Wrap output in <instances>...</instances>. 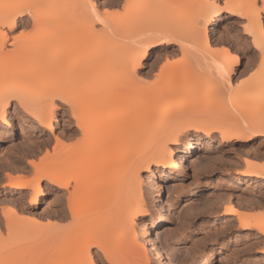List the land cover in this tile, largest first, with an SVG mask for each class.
<instances>
[{
  "label": "bare ground",
  "instance_id": "bare-ground-1",
  "mask_svg": "<svg viewBox=\"0 0 264 264\" xmlns=\"http://www.w3.org/2000/svg\"><path fill=\"white\" fill-rule=\"evenodd\" d=\"M118 1L0 0V128L6 131L11 126L8 106L12 101L37 125L48 127L51 132L58 109L69 114V121L73 119L75 126L56 135L51 147H45L38 161L31 163L37 173L34 181L20 177L8 179L7 183L14 191L21 193L22 189H29L30 206L40 203L44 195L43 180L55 185L58 197L52 212L58 221L52 223L49 218L41 227L38 222L40 219L43 222L42 215L25 209L27 219L32 218V223L23 225L19 217L20 211H24L21 207L16 208L14 201L9 208L0 203V264H93V261L102 259L107 264H172L162 247L160 235L155 232L147 236L149 226L157 230L165 219L163 204L155 212L149 209L147 192L142 188V171L153 166L173 167L170 173L180 175L184 168L175 160L170 144L184 142L191 132L205 134L210 139L218 133L219 144L228 147L243 146L256 139L264 142V32L260 30L259 16L252 15L247 0H122L123 13L106 15L101 12V5L109 6ZM148 10L159 11V14L165 11L169 17L183 21L184 13L187 18L191 15L189 23L192 26L187 36L171 28H159L153 32L146 27L139 28L138 19L144 18L143 14L139 15ZM222 12L228 16L221 20ZM159 14L156 16L160 18L165 15ZM234 16L246 19L244 32L260 52L257 68L254 71L253 66L250 68L255 77L245 79V85L239 82V88L235 83L232 88V76L241 58L227 47L213 46L208 34L209 24H216L217 20L224 24ZM164 21L160 24H165ZM28 25L31 28L25 32L23 27ZM19 28L23 30L19 31ZM16 29L18 32L9 37L8 32L13 33ZM160 46L169 52L178 49L190 58V65L184 64L190 69H182L183 65L174 67L182 72L180 70L175 77H169L168 85L179 82V79L182 82L190 71L193 75L195 71L205 70L203 75H210L215 80L206 79L212 84L217 83L213 87L218 96L215 95L216 99H222L220 96L224 92L236 99L233 94L242 86L246 93L249 90L254 93L248 98L242 96L244 100H250V106L254 104V111L251 108L252 113L241 114L243 117L241 112L233 114L234 111L226 115L221 114L222 105H218L220 108L215 114L216 117L222 116L219 122L210 116L212 112L207 114L202 108V113L198 110L191 112V108L190 112L187 110L189 113L184 111L181 115L180 111L176 115L178 111L173 110L175 113L172 114L165 104L162 106L166 108L165 112L159 110V113L157 99L161 101V97L164 100L176 95L175 88L159 91L155 88L158 86L156 80L162 81V85L166 83V77V80L158 78L167 64L158 66L163 73L155 76V83L150 81L154 84L151 86L145 83L150 72L142 70L152 51ZM102 67H106L103 68L105 73ZM100 68L103 73L96 74ZM249 74L248 79L253 76V73ZM201 75V72L197 74L196 80ZM188 79L194 78L189 76L185 81ZM197 98L195 100H199ZM175 101L178 103L177 99ZM194 101L190 100V103ZM174 102L170 99L167 104H176ZM242 102L244 105H241L246 107L248 102ZM233 103L237 105V100ZM181 105L184 108L183 103ZM170 116L174 118L170 119ZM254 163L240 174L264 181V163ZM262 204L264 199L258 202V206ZM223 212L234 214L239 227L255 231L253 233L262 241L264 217L259 211L253 212L261 214L260 217L227 205ZM143 215L149 216V223L139 225L136 231V222ZM136 234L146 241L147 246L138 240ZM258 252L264 254V239Z\"/></svg>",
  "mask_w": 264,
  "mask_h": 264
},
{
  "label": "rangeland",
  "instance_id": "rangeland-1",
  "mask_svg": "<svg viewBox=\"0 0 264 264\" xmlns=\"http://www.w3.org/2000/svg\"><path fill=\"white\" fill-rule=\"evenodd\" d=\"M96 1H98V3H101L107 0ZM119 1L116 4H112L109 6L101 5V12L105 13V9L107 8L106 15H115L117 13L119 15V13L121 14V11L123 13L122 0ZM162 13H164L165 15L163 16ZM162 13L159 14V11L158 13H156V10H148V12L146 13H144L143 11L142 13H140L141 15H139V17H141L143 14L144 18L141 17L142 19H138L139 21L137 26H140L141 28L146 27L150 29L148 31L152 30V32L153 30L158 31L159 28H171L174 30H178V32L184 35V37L187 36L188 31L192 26V24H190L191 22L189 23V21H192L190 20L191 15H189V17L187 18V13H184V15L182 16L184 18L183 21L181 18L177 20L176 18L173 19V17H169V15L165 13V11H162ZM156 14L162 15V17L160 18V16H158V18ZM227 16L228 14L226 12H222L220 14L221 20L226 18ZM162 18H167V20L165 21L162 20V22L164 21L165 24H160L162 23ZM179 20H182L183 22ZM221 20H217L216 24H209V38L213 46L215 45V47L219 49L227 47L231 53H233L234 55H239L242 62H240L239 66L235 68V74L232 76V88H234L235 86L238 87L239 82H241V85H245V79L246 81H248L252 80L255 77L253 71L257 68L256 66L258 65V56H260V52L255 49L253 43L251 42V38H249L244 32V26L247 25V21H245L246 19H244L243 17L239 18L234 16L229 19L230 21L227 19L229 22L227 21L224 22V24H220L222 23ZM29 22L28 23L31 24V21ZM29 28H31L29 25L26 28L23 27L25 32L26 30L28 32ZM19 29L13 31V33L8 32V36L16 34L18 30H23L22 28ZM8 43L6 44V46L9 48L10 46L8 45ZM174 47L177 48L176 45H174ZM254 60H256V62H254ZM169 62L171 63V65H169ZM182 62L183 64H181ZM165 63L167 64V66L169 65L170 68H168L169 66H166L164 73L160 72L158 66L160 68V64ZM185 63L187 64V66L190 65V58L187 54H184L182 52L180 53L178 49L173 50L172 52L166 51L164 46H160L156 50L152 51L150 57L146 60V67L142 71H149L150 75L148 76L149 78L145 80V83L148 84V86H151L154 85L152 84L153 82L150 83L151 80L154 81V83L157 81L158 83L155 84L156 86H159L160 84L165 88L164 89L163 87L161 88V86H157L158 88L155 87L157 90H169L175 88L176 91V95H171L169 96L170 98L164 97L166 100H163V97H161V101H158L157 99L156 104L160 102L158 111L160 110L162 112L167 108V110L170 109V112H172L173 110L175 112L178 111L176 113L174 112L176 115H179L181 111V115H183L182 113L184 111L188 112L187 110H189L190 112L191 108L193 109H191V112L194 110H198L201 112V110L203 109L202 112L206 111L205 113L207 114L212 112L210 116L212 115L214 117H212L213 120L218 119V122L221 120L219 118L222 116L218 115L216 117L217 114L215 113H218L217 110H219V106L221 105L222 107H224H221V114L226 113V115H230V112L233 113L234 111L233 114H239L241 112L240 115L245 114V116H247L249 112L252 113V111H254V104L250 106V100L247 101L248 99H243L244 97H250L254 93H249V90L248 93L250 95H247V90L241 89L242 86L240 87V89H238L239 91L236 90L233 94L237 96L236 99H234L235 97L228 93L229 91L227 92L228 94H226V92H224V94H221L222 96L218 94L220 97H222L223 100L220 98L216 99L218 98V96L217 93L214 94L213 87L216 86L217 83L215 82L216 85L214 83H211V81L214 82L215 79L211 78L212 76L209 77L210 75L207 77H209L211 81L210 79H206L207 77L203 75V73H205V70L200 71L202 75L198 76L197 80L195 77L200 73L199 71V73L195 71L197 72L196 76L195 72L193 75H190L191 71H187L188 74H185L186 76L183 75L185 77H183L182 82L179 79V82L176 81L178 83L173 82L168 85L169 77L173 78L175 77V75H178L177 73H179L178 71L181 70H179V68H181L182 65L184 66L182 67V69H185ZM245 65L247 66V69L245 68ZM178 66L180 67L177 69L178 71H176L175 69ZM251 67L253 69L252 72V69H250ZM103 68L104 70L106 69V67H102V70ZM149 69H151L152 71H150ZM170 69H172L173 71ZM248 72L250 73L249 75H252L253 73V76H251L252 78L248 79ZM98 73H103H101V68L96 72V74ZM160 73H163L161 77H159L158 75ZM183 73H185V70H183ZM181 74L182 73H180L179 75ZM155 76L159 77L158 79L162 78V80L166 77V83L162 85V81H155ZM189 76H192L194 79L191 80V78L185 81V78H189ZM199 77H202L200 78L201 80H199ZM197 81L199 82V84H197ZM234 83L235 86L233 85ZM195 85H197V87ZM200 90L204 92V94H202ZM206 91L209 94H206ZM216 91L218 92V88ZM233 91L234 90H232L231 92ZM242 91L245 92L246 95L243 94ZM223 95H225L224 98ZM155 96L157 97V95ZM197 96L199 97L197 98ZM238 96L241 97V101ZM193 97H196L199 100H195L196 98L193 99ZM179 98L183 101L180 100V102ZM170 99L171 102H174V100L177 99L178 103H176L175 101L174 103L176 104H167V102L170 103ZM231 99H233V101L237 100V105L234 104ZM190 100L191 102H193L194 100L195 101L194 103H190ZM218 100L221 101L219 102ZM239 101L241 104L243 103L242 101H245L246 104L248 102V104L246 105V107L242 106L244 104H240L239 108ZM200 102H202V104ZM209 102H211L210 105ZM179 103H183L184 108H182V105ZM58 104L60 103L58 102ZM164 105L166 108L162 107ZM178 105L181 106L178 107ZM188 106L189 108H187ZM251 108H253V110ZM8 109L11 111L9 114L11 126H9L6 131L0 128V203L3 206H7L6 208L11 207L10 205L13 206V204H17L16 208L18 209L21 207L20 209H23L24 211H20L21 214H19V217L23 225L24 223H27L26 225L32 223V218L29 217L30 221L27 219L26 210H32L35 211L36 214L39 213L42 215L41 218L43 219V222H41V219L38 222L41 227L42 225L44 226V224H46L47 219L49 218L52 223H56L58 221V218L52 212L55 209L54 203L56 202V197H58L55 185L43 180L44 195L41 196V201L37 206H30L28 203L30 196L29 189H22L20 193L11 189L7 182L9 178L15 179L17 177L24 178L27 181H32L34 175L37 176V173L34 172L35 169L33 168L34 166L31 163H35L38 161V156L41 157V154H43L45 147H51L56 135L59 136L61 131L68 132V128L75 127L74 120L72 119L71 121H69V114H67L65 111L63 112V110L61 109H58L56 113V121L54 123L55 127L51 132L48 127L37 125V123L33 121V118L26 114L21 109V107L17 105L16 102L12 101V104L8 106ZM208 109L210 111H208ZM261 111L262 110H260L259 112L263 114L264 109L262 112ZM174 113L172 112V114ZM242 115L241 117L244 116ZM174 117L170 116L169 118L172 119ZM217 121H215V123ZM214 135V138L210 139L207 138L205 134L191 132L190 134H188L184 142L178 144H170L175 160L178 161L184 168L183 172L180 175L170 173L173 171V167L162 168L161 166H153L148 171H142V188L145 193L147 192L146 196L149 209L150 211L155 212L159 209L160 204H163L162 211L165 219L157 230H155L153 226H149V228H147V236L155 234V232L160 235L162 247L168 255L169 260L172 264H264V254L258 252V249H260V247H263L264 238H262L261 241L260 238H258L257 235L253 233L255 231L239 227L237 217L234 214L228 215L223 212L224 206L230 205L236 207L240 211H243L245 214L249 213L248 215L252 214L253 216L258 215V217H260L259 215L263 214L262 217H264V204L258 206V202L264 199V181L258 178H250L240 174L241 171L250 167L249 165L254 166L253 163L255 161H258L255 163H259V165L264 163V142H260V139H256L243 146L235 144L232 147H228L219 144L218 133H214ZM180 156H182L181 161L179 160ZM250 158L253 160H251ZM6 174L10 175L7 176ZM11 202L13 204H11ZM254 210L255 213L260 212L261 214H255L253 212ZM137 221L136 231L139 230L137 229L139 225L141 226L143 223H149V216L143 215ZM137 238L147 246L146 241L141 240V237H139V235H137ZM258 240L259 242H257ZM253 241L257 244L252 243ZM99 256L101 258L100 254ZM101 261H103V264H107V262H105L103 259Z\"/></svg>",
  "mask_w": 264,
  "mask_h": 264
},
{
  "label": "snow or ice",
  "instance_id": "snow-or-ice-1",
  "mask_svg": "<svg viewBox=\"0 0 264 264\" xmlns=\"http://www.w3.org/2000/svg\"><path fill=\"white\" fill-rule=\"evenodd\" d=\"M248 6L251 9L253 16H259L260 18V30L261 32H264V0H247ZM93 11H96V7L94 6ZM105 12H107V8L105 9ZM238 15L243 16V13H238ZM99 19V16L96 17ZM103 22V21H101ZM245 31L247 32V27L245 28ZM249 35H253V33L249 32ZM242 62V61H241ZM93 264H103V261L101 260H95L93 261Z\"/></svg>",
  "mask_w": 264,
  "mask_h": 264
}]
</instances>
